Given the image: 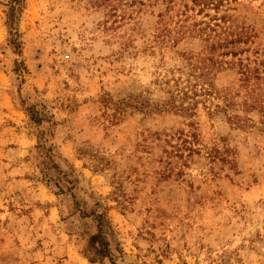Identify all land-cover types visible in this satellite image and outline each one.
Masks as SVG:
<instances>
[{"label":"rangeland","instance_id":"rangeland-1","mask_svg":"<svg viewBox=\"0 0 264 264\" xmlns=\"http://www.w3.org/2000/svg\"><path fill=\"white\" fill-rule=\"evenodd\" d=\"M9 3L0 0V264H264L260 114L210 116L214 96L192 118L132 105L161 103L156 80L186 72L182 54L200 49L152 47L161 0L137 27L107 20L99 0H21L10 24ZM217 14L249 39L237 57H217L209 86L238 89L237 60L264 62V0ZM235 115L255 127L232 125ZM191 131L194 153L182 142Z\"/></svg>","mask_w":264,"mask_h":264},{"label":"trees","instance_id":"trees-1","mask_svg":"<svg viewBox=\"0 0 264 264\" xmlns=\"http://www.w3.org/2000/svg\"><path fill=\"white\" fill-rule=\"evenodd\" d=\"M186 3L177 4L174 0H161L165 6L162 11L155 15L156 21L150 29L152 34V47H165L178 45L182 41H198L200 49L197 53L182 54L187 63L186 72L182 69L167 71V75L156 80L157 86L164 92L165 99L159 104H152L141 96L133 97L132 105L141 110H149L153 113H173L184 117L196 116L200 103H206L210 97L221 99L222 104H215L209 115L214 116L221 112L227 113L230 108L239 107L243 111L256 110L261 116L260 131H264V62L248 60L244 63L238 59L239 73L241 74L238 89H226L217 91L210 88L209 80L213 76V69L219 65L218 56L237 57L243 49L237 46L249 39L247 32L238 31L233 27L229 18L225 15H218L220 8L235 3L237 0H188ZM104 15L113 19V24L122 27L130 22L139 26V19L148 8H153L158 0H99ZM21 0H10L8 19L11 24L14 14L20 9ZM208 10H213L216 15L210 16ZM196 13V15H195ZM202 20H196L197 15H202ZM149 15H154L150 11ZM139 29V28H138ZM176 73L180 74L176 76ZM170 76H169V75ZM185 74V78L182 77ZM243 90V102L236 104V98ZM126 102L122 103L125 104ZM228 120L238 128H253L251 120L240 116H229ZM193 127V125L191 126ZM183 134V132H181ZM191 141L184 139V149L190 153L195 150L191 147L193 141H197L194 131L189 132ZM214 155V156H213ZM210 156L218 159L220 154L216 150Z\"/></svg>","mask_w":264,"mask_h":264}]
</instances>
